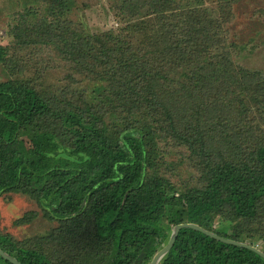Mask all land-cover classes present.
<instances>
[{"label": "trees", "instance_id": "obj_1", "mask_svg": "<svg viewBox=\"0 0 264 264\" xmlns=\"http://www.w3.org/2000/svg\"><path fill=\"white\" fill-rule=\"evenodd\" d=\"M38 1L44 16L29 9L23 21L37 23L21 32L52 46L72 83L92 84L59 94L0 80V198L34 200L46 219L67 226V241L91 229L94 250L83 254L90 264H150L183 223L249 245L264 241V72L235 65L217 20L178 0H118L133 22L90 34L67 18L76 0ZM7 59L0 46V66ZM176 70L187 73L175 79ZM234 118L257 120L256 129L231 134ZM169 141L197 163L200 185L178 186L159 171L160 143ZM0 249L22 264H54L1 232ZM0 264L12 263L0 256ZM159 264L264 259L183 229Z\"/></svg>", "mask_w": 264, "mask_h": 264}, {"label": "rangeland", "instance_id": "obj_2", "mask_svg": "<svg viewBox=\"0 0 264 264\" xmlns=\"http://www.w3.org/2000/svg\"><path fill=\"white\" fill-rule=\"evenodd\" d=\"M117 1L76 0L77 6L67 14V18L74 29L83 28L86 33L117 31L133 22L131 17L121 15L120 7H116ZM178 1L182 7L207 10L217 20L236 66L264 72V0ZM29 9L39 12L42 18L46 4L38 0H0V46L8 49L7 62L0 66V80H26L40 92L59 94L62 90H68L69 86H73L72 90L89 89L92 84L90 79L81 81L79 77L77 83L69 80L68 74L72 72L70 66L58 57L52 46L32 43L37 38H27L28 33L21 32L24 24L32 27L37 23L23 21ZM150 12L149 7L145 8L143 19H147ZM185 73L176 70L171 77L183 78ZM256 123L257 120H249L241 124L234 118L230 120L228 130L234 134L241 126L256 129ZM160 149L165 164L159 161V171L164 176L178 186L200 185L201 173L197 163L185 148L169 141L160 143ZM224 226L220 219L215 220L216 229L222 230ZM0 232L10 235L18 243L42 249L54 264H90L83 254H86V250L90 253L94 250L90 241L91 229H84L73 236L74 239L67 241L65 238L71 237L67 226L46 219L38 204L22 194H6L0 198ZM59 234L64 236L58 237ZM255 246L264 250V241Z\"/></svg>", "mask_w": 264, "mask_h": 264}, {"label": "water", "instance_id": "obj_3", "mask_svg": "<svg viewBox=\"0 0 264 264\" xmlns=\"http://www.w3.org/2000/svg\"><path fill=\"white\" fill-rule=\"evenodd\" d=\"M183 229H193V230L202 232L203 234H205L211 238H214V239H216L222 243L234 245V246L241 247V248H246L248 250H251V251L257 253L258 255H260L264 259V251L259 249L257 246L249 245V244L234 241V240H231V239H228L225 237H221L218 234H215L211 231H208V230L204 229L203 227H201L195 223H183V224H179V225L175 226V228L172 232V235L169 239L168 244L166 246H164L160 251L157 252V254L153 257L150 264H159L161 262V260L172 250V248L174 247V245L177 241L179 233ZM0 256L12 264H22L18 260H16L15 258L11 257L10 255H8L4 251H2L1 249H0ZM140 263H142V261H140Z\"/></svg>", "mask_w": 264, "mask_h": 264}]
</instances>
